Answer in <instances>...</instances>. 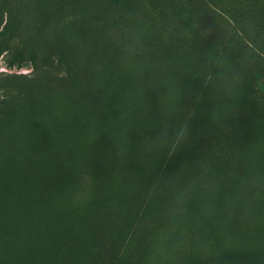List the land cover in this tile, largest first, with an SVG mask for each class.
Segmentation results:
<instances>
[{
	"label": "rangeland",
	"instance_id": "rangeland-1",
	"mask_svg": "<svg viewBox=\"0 0 264 264\" xmlns=\"http://www.w3.org/2000/svg\"><path fill=\"white\" fill-rule=\"evenodd\" d=\"M166 1L0 0V264H264V0Z\"/></svg>",
	"mask_w": 264,
	"mask_h": 264
},
{
	"label": "trees",
	"instance_id": "trees-1",
	"mask_svg": "<svg viewBox=\"0 0 264 264\" xmlns=\"http://www.w3.org/2000/svg\"><path fill=\"white\" fill-rule=\"evenodd\" d=\"M205 0H167L160 9L166 19L174 18L179 21L181 28H186L196 32V37L206 36V27L203 20L210 14L206 10ZM208 8V7H207ZM214 39H218V36ZM236 48L243 60V64L250 67L256 73L264 72V58L257 52L255 46L247 41L244 36H236ZM259 79L264 81V76Z\"/></svg>",
	"mask_w": 264,
	"mask_h": 264
}]
</instances>
